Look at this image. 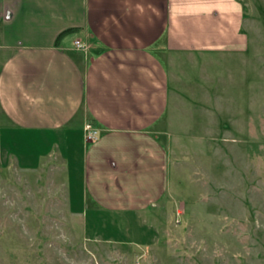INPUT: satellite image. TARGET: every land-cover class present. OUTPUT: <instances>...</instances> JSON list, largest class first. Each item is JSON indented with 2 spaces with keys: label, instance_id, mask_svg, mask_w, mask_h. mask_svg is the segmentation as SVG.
<instances>
[{
  "label": "crops",
  "instance_id": "1",
  "mask_svg": "<svg viewBox=\"0 0 264 264\" xmlns=\"http://www.w3.org/2000/svg\"><path fill=\"white\" fill-rule=\"evenodd\" d=\"M250 24L242 0H0V136L21 169L51 153L76 176L68 193H81L72 213L85 228L154 208L167 190L172 55L244 54Z\"/></svg>",
  "mask_w": 264,
  "mask_h": 264
},
{
  "label": "rangeland",
  "instance_id": "2",
  "mask_svg": "<svg viewBox=\"0 0 264 264\" xmlns=\"http://www.w3.org/2000/svg\"><path fill=\"white\" fill-rule=\"evenodd\" d=\"M242 1L249 51L168 64L167 190L156 207L85 228L72 213L85 208L81 193H68L76 176L51 153L21 169L1 134L0 264H264V0Z\"/></svg>",
  "mask_w": 264,
  "mask_h": 264
},
{
  "label": "built area",
  "instance_id": "3",
  "mask_svg": "<svg viewBox=\"0 0 264 264\" xmlns=\"http://www.w3.org/2000/svg\"><path fill=\"white\" fill-rule=\"evenodd\" d=\"M74 48L80 51L85 52L88 48V45L85 42L79 41V40H75L74 41ZM83 131V140L84 142H92L94 141L97 136H98V130L92 126V124L86 122L83 125L82 128ZM178 214V212H177Z\"/></svg>",
  "mask_w": 264,
  "mask_h": 264
},
{
  "label": "trees",
  "instance_id": "4",
  "mask_svg": "<svg viewBox=\"0 0 264 264\" xmlns=\"http://www.w3.org/2000/svg\"><path fill=\"white\" fill-rule=\"evenodd\" d=\"M76 31H77V28H67V29L61 31V32L57 35V37H56V39H55V44L57 45V43H58V42H59L64 36H66V35H68V34H71V33H74V32H76Z\"/></svg>",
  "mask_w": 264,
  "mask_h": 264
}]
</instances>
